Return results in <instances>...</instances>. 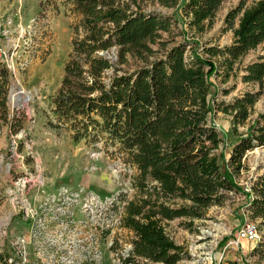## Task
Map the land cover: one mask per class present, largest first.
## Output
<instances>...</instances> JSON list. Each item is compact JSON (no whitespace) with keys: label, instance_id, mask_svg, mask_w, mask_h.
<instances>
[{"label":"rangeland","instance_id":"374dc122","mask_svg":"<svg viewBox=\"0 0 264 264\" xmlns=\"http://www.w3.org/2000/svg\"><path fill=\"white\" fill-rule=\"evenodd\" d=\"M261 1L225 0L214 15L195 20L177 5L168 9L152 0H137L145 12L176 19L172 28L181 36L174 41H187V54L194 53L205 63L209 95L218 103L258 89L242 81L243 68L264 55V44L236 58L221 57L210 49L231 44L243 15ZM240 2L243 11L235 30L223 32L226 14ZM70 8L69 0H0V61L10 71L8 118L25 117L16 136L10 135L8 124L0 123V264H130L131 241L138 237V228L148 224L160 227L187 255L177 264L195 263L203 243L216 257L212 264H264V257L252 254L257 244H228L244 223L255 222L243 193L250 192L252 179L264 170V148L246 153L238 173L226 164L232 145L264 114V78L263 93L248 107L244 124H235L234 112L224 108L210 112L208 118L219 133L217 143L211 144L214 161L240 190L228 193L220 205L203 208L204 217L193 221L192 227L186 220L163 221L146 204L152 199L136 190L141 184L159 186L149 172L134 170L101 143H73L65 130L47 125L53 118L52 98L72 52L70 26L78 18ZM148 45L151 55L131 47L112 48L105 55L119 74L131 72L161 56L158 44ZM111 74L107 71L104 76ZM223 90L230 93L223 95ZM175 182L179 184L170 179L169 185Z\"/></svg>","mask_w":264,"mask_h":264},{"label":"trees","instance_id":"16d2710c","mask_svg":"<svg viewBox=\"0 0 264 264\" xmlns=\"http://www.w3.org/2000/svg\"><path fill=\"white\" fill-rule=\"evenodd\" d=\"M152 1L168 9L177 5L197 20L214 15L225 0ZM69 2L78 20L70 26L72 52L63 67L59 91L51 101L53 118L47 122L48 127L65 130L73 143H101L134 170L149 172L159 186L151 183L136 187L137 192L152 199L146 204L161 220H186L185 224L192 227L193 221L204 217L203 208L220 205L228 193L240 190L230 174L214 161L211 144L217 143L219 133L208 118L210 112L224 108L234 112L235 124L245 123L248 107L263 93L264 55L243 68L242 81L258 89L244 92L229 103H218L209 95L205 63L196 54H187V41H174L181 32L172 28L176 24L173 16L145 12L137 0ZM243 5L240 2L226 14L223 32L235 30ZM160 32L172 40H164ZM148 43L158 44L163 50L161 56L131 72L119 74L105 55L117 47L151 55ZM262 44L264 0L243 15L231 44L210 51L236 58ZM107 71L113 74L104 76ZM9 87L10 71L0 61V123L8 124L10 135L16 136L25 117L8 118ZM222 92L228 95L230 90ZM256 148H264V114L245 137L232 145L227 166L238 173L246 153ZM170 179H178L179 184L169 185ZM249 190L243 193L246 210L263 230L252 254L264 257V170L252 179ZM176 200L180 205L167 204ZM131 246L133 254L127 259L130 264H177L188 258L160 227L152 224L138 228V237L132 239Z\"/></svg>","mask_w":264,"mask_h":264},{"label":"built area","instance_id":"2783aa9c","mask_svg":"<svg viewBox=\"0 0 264 264\" xmlns=\"http://www.w3.org/2000/svg\"><path fill=\"white\" fill-rule=\"evenodd\" d=\"M261 236L262 234L258 228V225L253 221H249L243 224L238 232L237 237L228 244L238 247L241 242L244 241L256 245L260 241ZM198 250V253L195 251V253H197L196 261L192 264H212L216 260L212 249L206 248L204 243L203 245L199 246Z\"/></svg>","mask_w":264,"mask_h":264},{"label":"bare ground","instance_id":"6f19581e","mask_svg":"<svg viewBox=\"0 0 264 264\" xmlns=\"http://www.w3.org/2000/svg\"><path fill=\"white\" fill-rule=\"evenodd\" d=\"M11 100L14 101V97H11Z\"/></svg>","mask_w":264,"mask_h":264}]
</instances>
